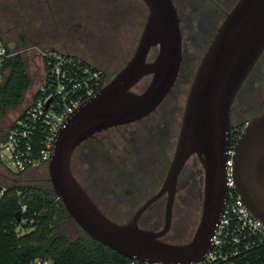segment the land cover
<instances>
[{
    "label": "water",
    "instance_id": "water-1",
    "mask_svg": "<svg viewBox=\"0 0 264 264\" xmlns=\"http://www.w3.org/2000/svg\"><path fill=\"white\" fill-rule=\"evenodd\" d=\"M141 1L148 17L133 56L60 130L48 166L49 183L69 218L106 248L140 262L196 263L210 250L225 207L228 160H232L242 201L264 222V113L246 124L233 146L230 117L241 86L264 52V0H238L226 14L187 95L177 146L161 192L129 222L120 224L104 214L77 180L72 159L77 148L96 134L148 117L176 84L183 60L177 7L174 0ZM154 49L158 51L151 60ZM148 77L149 85L137 92L136 86ZM194 156L205 172L202 216L190 242L168 243L162 239L171 229L178 178ZM163 194H168L163 229L141 228L139 218ZM17 216L20 219V214Z\"/></svg>",
    "mask_w": 264,
    "mask_h": 264
},
{
    "label": "rangeland",
    "instance_id": "rangeland-1",
    "mask_svg": "<svg viewBox=\"0 0 264 264\" xmlns=\"http://www.w3.org/2000/svg\"><path fill=\"white\" fill-rule=\"evenodd\" d=\"M34 1L38 5H31V0H0L2 34L13 51L22 52L33 78L32 87L22 105L0 116V142L14 121L30 105L33 94L42 81L37 49H52L74 56L100 70L104 75L107 72L114 77L133 56L148 17V9L141 0H49L47 8L41 5V0ZM237 2L238 0H174L181 20L183 63L173 93L161 109L170 112L171 120H174L177 126V137L187 95L198 66L226 14ZM104 51L108 54L104 55ZM157 51L158 49H154L150 57H154ZM149 82L150 78H145L135 90L141 92ZM262 112L264 79L255 93L246 99L239 115L232 114L231 126L236 131H243L246 124ZM156 115L150 118H155ZM135 126L137 124L127 129ZM116 135V131L103 134V144L96 146V149L102 151V158L88 156L79 161L82 150L79 149L72 159V171L97 206L99 205L110 219L125 224L141 207L139 185L146 179H151V183L156 184L159 174L152 173L156 168L154 164L141 169L142 153L135 156L125 155L124 157L130 158L127 162L124 160L126 164L121 169L106 164L109 160L105 159V153L110 150L106 136L117 142L116 145H120L121 139L115 137ZM126 152L125 150L122 153ZM113 161L119 165L122 160ZM140 170L142 175L138 177ZM164 178L165 176L161 182ZM47 182L48 167H41L17 176L15 181L8 185H40ZM187 211L188 215L174 219L172 230L167 236L172 244L190 242L199 225L200 216H197L196 209L189 207ZM141 225L159 228L161 226L159 223L151 225L145 222ZM61 233L69 240L84 235V231L72 219L62 224Z\"/></svg>",
    "mask_w": 264,
    "mask_h": 264
},
{
    "label": "built area",
    "instance_id": "built-area-1",
    "mask_svg": "<svg viewBox=\"0 0 264 264\" xmlns=\"http://www.w3.org/2000/svg\"><path fill=\"white\" fill-rule=\"evenodd\" d=\"M37 50L42 81L30 105L0 142V200L8 183L17 176L49 166L60 130L106 85L105 75L90 64L56 50ZM17 54L22 52L13 51L0 30V98L7 65ZM226 186L225 207L213 232L211 248L201 261L190 264H264V222L250 212L238 194L231 159L226 166Z\"/></svg>",
    "mask_w": 264,
    "mask_h": 264
},
{
    "label": "trees",
    "instance_id": "trees-1",
    "mask_svg": "<svg viewBox=\"0 0 264 264\" xmlns=\"http://www.w3.org/2000/svg\"><path fill=\"white\" fill-rule=\"evenodd\" d=\"M0 30L2 32L1 24ZM7 67L8 74L1 91L0 116L21 106L33 84L27 60L22 54L11 58ZM241 132H232V146ZM69 220L49 182L40 185H8L0 200V264H37L36 261L51 264L136 262L106 248L85 233L69 240L61 233L62 224Z\"/></svg>",
    "mask_w": 264,
    "mask_h": 264
},
{
    "label": "flooded vegetation",
    "instance_id": "flooded-vegetation-1",
    "mask_svg": "<svg viewBox=\"0 0 264 264\" xmlns=\"http://www.w3.org/2000/svg\"><path fill=\"white\" fill-rule=\"evenodd\" d=\"M41 3H42L41 5H44V7L47 8L46 4L49 3V0H41ZM30 4L33 6L38 5L37 3H35L34 0H31ZM178 14H179V11H178ZM180 26H181V20H180ZM183 48L184 47H183V37H182V54H183ZM107 54L108 53L104 51V55H107ZM68 56H71V55H68ZM153 58L154 57H152L151 60H153ZM182 63H183V60H182ZM181 69H182V64H181ZM112 78L113 77H111L110 74L106 72L105 83L108 84L112 80ZM148 78H150V81H151V77H148ZM263 79H264V52L260 56L258 61L256 62L254 68L252 69V71L250 72L246 80L244 81L243 85L241 86L233 102L230 117H232L233 113H235V115L237 116L239 115L238 113L242 109L244 103L246 102V99H248L252 94L255 93V91L257 90V87L261 86ZM177 81H176V84H177ZM176 84L174 85L172 91L167 96V98L170 95H172ZM166 99L148 117L138 122H135V123H131V124L124 125V126H119V127L104 131L102 133L96 134L94 137H92L91 139L87 140L82 145H80L75 151L76 153L79 149H82L79 155V161L86 159L88 156H99V158H102L103 156L102 151H99L98 149H96V146L103 144V139H104L103 137L105 136V135L103 136V134H106L111 131H116L117 135L115 137L121 139V144L116 145L117 142H115L114 140L112 141V138H110L109 136H106L108 147L110 148V150L106 151L105 153L106 154L105 159L109 160V162H107L106 164H111L117 169H121L123 168V166L126 164V162L130 158V156L124 157L125 155L130 154L132 156H135L137 154L142 153L141 169H143L149 164H154L156 168H154L155 171L152 173L154 175L158 173L159 176L157 174L158 177H157L156 184L151 183V179H148V180L146 179L145 181L143 180V183L141 182L142 184L139 185L140 187L138 189V192L141 196L140 197V200L142 202L141 207L145 203H147L151 198H153L154 196H156L157 194L161 192L166 176L168 174L171 162L173 160L176 146H177V141H178V137L176 135L177 126L175 125L174 120H171L170 112H168L167 109H161ZM159 110H160V113H158ZM153 115H156L155 118H150ZM134 124H137V126H135L134 128L130 130L127 129L131 125H134ZM235 131L236 130L232 128V132H235ZM125 150L127 152L126 154L125 153L123 154L122 152ZM114 159H116L117 162L118 160H122L121 163L119 164L121 165L120 167H118L119 165H117L113 161ZM141 171L142 170H140L138 177L142 175ZM164 176L165 178L161 182ZM204 190H205L204 168L200 160L198 159V157L194 156L186 163V165L184 166L178 178L177 187H176V195H175V200H174V204L172 208V224H171L170 231L172 230L174 219L177 216L181 218V217L188 215L187 208L189 207L190 208L194 207L196 209L197 216L198 217L200 216V219H201L202 211H203V203H204ZM167 204H168V194L161 195L141 215V217L139 218V222H138L139 226L141 228L153 230V231H160L161 229H163L165 225V220H166ZM142 222L150 223L151 225L154 223H159V225L161 226L160 228L152 227V226L145 227L141 225ZM167 236L168 235H166V237H164L162 240L170 243Z\"/></svg>",
    "mask_w": 264,
    "mask_h": 264
}]
</instances>
